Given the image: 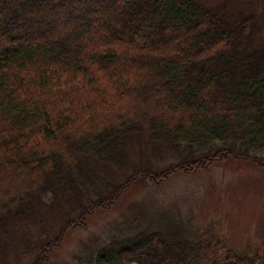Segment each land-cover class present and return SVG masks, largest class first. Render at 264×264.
<instances>
[{
    "label": "trees",
    "instance_id": "trees-1",
    "mask_svg": "<svg viewBox=\"0 0 264 264\" xmlns=\"http://www.w3.org/2000/svg\"><path fill=\"white\" fill-rule=\"evenodd\" d=\"M226 11L202 0H0V236L37 199L73 203L59 236L38 245L32 264H48L66 231L138 181L227 158L264 167V0ZM130 211L78 264H264L255 245L194 229L191 211L156 200Z\"/></svg>",
    "mask_w": 264,
    "mask_h": 264
},
{
    "label": "rangeland",
    "instance_id": "rangeland-1",
    "mask_svg": "<svg viewBox=\"0 0 264 264\" xmlns=\"http://www.w3.org/2000/svg\"><path fill=\"white\" fill-rule=\"evenodd\" d=\"M202 1L210 5L225 2L226 12L234 13L233 17L257 4V0ZM126 171L127 167L122 166L114 173L120 176ZM155 182L138 181L128 186L112 208L94 212L84 228L66 231L52 249L48 264H78L80 249L97 236L105 235L114 224L131 217L130 206L155 200L165 206H178L182 216L191 211L194 229H200L205 236L225 235L230 248L245 250L255 245L264 262V167L244 159L227 158L213 161L194 173L178 172ZM53 201L37 199L2 232L0 264H32L39 243L59 236L73 203L64 201L68 209L65 210L63 202Z\"/></svg>",
    "mask_w": 264,
    "mask_h": 264
}]
</instances>
